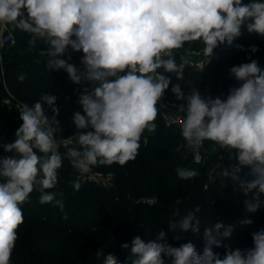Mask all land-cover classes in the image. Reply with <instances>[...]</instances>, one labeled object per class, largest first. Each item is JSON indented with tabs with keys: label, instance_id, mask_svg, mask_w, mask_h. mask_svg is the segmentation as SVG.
<instances>
[{
	"label": "clouds",
	"instance_id": "obj_1",
	"mask_svg": "<svg viewBox=\"0 0 264 264\" xmlns=\"http://www.w3.org/2000/svg\"><path fill=\"white\" fill-rule=\"evenodd\" d=\"M0 25L28 33L33 43H46L48 47L40 55L47 57L48 70L62 69L74 84L89 85L78 101L84 114L76 111L72 116L79 148H68L64 153L59 150L61 144L69 141L57 139L61 132L57 96L44 93L31 106L22 102L17 106L22 123L14 142L3 144L4 151L13 155L0 157V264H11L17 229L24 223L21 206L30 202V194L38 191L41 205L54 204L63 211L64 200L58 199L63 193L48 190L57 187L64 159L80 173L72 181L77 192L83 174L93 166H124L135 160L142 134L156 131L157 105L172 83V77L164 73L174 74L179 81L184 78L187 61L177 63L174 50L186 42L200 41L209 61L214 49L225 43L245 51L234 41L242 28L264 37V2L0 0ZM69 48L83 52L82 69L68 62ZM250 51L255 53L258 48L251 46ZM66 55L67 59L62 58ZM249 59V63L230 69L239 86L230 88L226 99L202 96L195 88L186 95L181 84H173L171 92L176 100L186 101V107L181 104L178 109L184 113L181 135L197 163L201 162L204 141L221 149L239 150L238 165L223 167L221 175L245 195L257 190L251 200L244 201L245 210L255 213L264 207L260 198L264 194V69L257 60ZM18 79L22 82L25 75ZM89 127L93 131H79ZM242 166L250 168L251 179L241 177ZM175 174L180 180H190L199 172L177 167ZM200 211L196 207L183 216L174 212L179 219L168 222L170 230L199 233ZM240 223L251 225L253 220ZM233 230V225L220 222L206 227L202 255L191 242L172 247L164 231L156 240L137 235L131 241L130 264H165L163 257L171 258V264H264V228L252 233L251 248L225 245L223 256L212 251V246H221L220 238L230 237ZM121 247L128 249L129 244ZM95 255L103 257V264H119L115 255L102 249Z\"/></svg>",
	"mask_w": 264,
	"mask_h": 264
},
{
	"label": "trees",
	"instance_id": "obj_2",
	"mask_svg": "<svg viewBox=\"0 0 264 264\" xmlns=\"http://www.w3.org/2000/svg\"><path fill=\"white\" fill-rule=\"evenodd\" d=\"M244 4L250 0H242ZM264 2V0H261ZM17 35V29L15 30ZM30 36L18 37L16 44L5 50V71L11 91L22 100L32 105L39 100L41 95L48 93L57 96L56 105L59 107L57 119L60 121L61 132L56 135L59 138L68 137L77 129L72 122L73 113L83 109L79 104V97L84 88L73 87L68 83V74L64 70H48L47 57L41 56L40 51L46 50L48 45L44 42L31 44ZM235 44L244 46L245 51L237 50L226 43L218 46L216 56L206 63L201 71V84L209 83L213 89L221 88V99H226L229 89L238 87L239 83L231 75L230 69L242 63H249L250 59L258 61L264 69V37L257 34H249L246 28H242V34ZM251 46H256L258 51L252 53ZM198 48L199 43L186 42L185 45L175 50L174 56L177 63H181L178 52L187 48ZM83 55V52H82ZM187 71V67H185ZM23 74L25 79L21 82L18 77ZM170 74V73H167ZM68 83V84H67ZM85 87H89L86 83ZM1 97V95H0ZM186 107V102L183 104ZM50 116L51 110L47 105ZM19 113L12 106L1 104L0 98V157L9 155L4 151L3 144L12 143L15 140V132L21 125ZM157 128L154 133L145 132L141 136L140 148L135 160L129 161L124 166L113 164L111 166H93L95 170L103 174H112L119 185H105L83 174L82 187L77 192L72 186L80 173L67 159L58 170L59 183L53 190L62 192L64 210L54 204H35L29 202L23 204L22 210L24 223L17 229V234L25 226L42 232L53 231L57 234H82L86 237L85 247L76 253H71L63 264H103V257L97 258L96 252L102 249L105 254L115 255L119 264H130V251L132 239L139 235L145 240H156L160 231L166 233V242L172 247H180L191 242L199 255L203 254V231L206 227L220 222L225 226L233 225L234 230L228 238H220L221 246H212L214 253L221 256L225 253V245L233 249L253 247L252 233L264 228L261 221L264 219V207L255 213L245 210V200H251L257 190L245 195L234 194L233 183L230 179L218 178L209 180L206 171L208 164L196 163L193 160L192 151L186 147V142L181 135V126H167L162 121L160 114L156 120ZM86 133L93 131L90 127L81 129ZM210 141H206L209 143ZM69 146L61 144L60 152ZM235 150L238 163V151ZM140 151L145 155L144 162H139ZM177 167L196 169L199 175L190 180H180L175 174ZM250 168L242 166L240 175L251 179ZM180 188L183 190L180 191ZM156 195L162 207L174 212L179 211L180 216L196 207L201 211L197 214L201 223L199 233L181 232L178 228L173 231L169 228V221L179 219L174 215L169 221L155 220L145 229L147 220L156 212V207L147 203V197ZM264 200V194L260 195ZM179 199L180 203L175 201ZM211 203V217L208 218L202 201ZM251 219V225H242L240 221ZM133 221V228L132 223ZM223 229H221V232ZM135 234V235H134ZM179 236V239L174 237ZM128 243L129 248L123 249L122 244ZM19 246L18 239L15 248ZM165 264L171 263V258L163 257ZM30 264H40V260H34ZM42 264V263H41Z\"/></svg>",
	"mask_w": 264,
	"mask_h": 264
},
{
	"label": "built area",
	"instance_id": "obj_3",
	"mask_svg": "<svg viewBox=\"0 0 264 264\" xmlns=\"http://www.w3.org/2000/svg\"><path fill=\"white\" fill-rule=\"evenodd\" d=\"M75 39V37H73ZM31 44H36L39 42H43L41 40H37L33 43L32 38H29ZM17 36L15 30L9 25L7 27L0 25V95H1V104L12 106L18 112V104L19 103H27L26 101L22 100L19 96L15 95L8 83V78L5 71V50L10 46L16 44ZM190 53H193L190 54ZM187 53L185 50H180L178 52L179 59L181 62L187 61L186 64L190 65L193 69L184 72V78L182 81H179L175 78L174 74H167L164 73L166 76H171L172 79L174 78L177 84H181L182 90L187 95L190 91L195 88L197 89L202 96H211L212 98L220 97L221 98V88L218 86L216 89H213L212 86L207 83L205 85L201 84V71L204 69L208 59H204L201 57V50L198 48H191V52ZM69 54L71 55V60L69 63L74 64L77 68H81L78 62V58L76 56V51H73L69 48ZM67 59V55L62 57ZM162 71V70H160ZM194 72V74H193ZM169 89L165 91L164 96L162 97L161 102L157 105L158 112L161 116L162 121L167 126L182 125V116L184 113H180L178 111L179 106L184 104L186 101L184 100H176L175 97H170L168 95ZM28 104V103H27ZM161 104L164 105L161 108ZM31 106L30 104H28ZM80 131V130H79ZM82 132V131H81ZM77 133V130L69 135L68 137L59 138L57 139L69 141L66 144H62L64 146H75L78 145L76 141V137L74 136ZM192 151V150H191ZM201 155V162L200 164H208V168L212 166L211 172L218 171L221 166H230V165H238L235 156V150L231 149H221L219 146L215 145L213 142L206 143L204 141V148L200 149ZM192 156L194 162L195 154L192 151ZM197 163V162H196ZM112 174H103L97 170L91 171L88 174V177L95 179L99 183L106 184V180L111 177ZM216 177H210L209 180H215ZM147 202L151 201L150 198L146 199Z\"/></svg>",
	"mask_w": 264,
	"mask_h": 264
},
{
	"label": "rangeland",
	"instance_id": "obj_4",
	"mask_svg": "<svg viewBox=\"0 0 264 264\" xmlns=\"http://www.w3.org/2000/svg\"><path fill=\"white\" fill-rule=\"evenodd\" d=\"M24 35V32L20 31L19 29H17V35L18 37ZM196 43H199V47L198 49L201 50V57L204 59H208L209 58L206 57L203 54V47L204 45L200 42V41H195ZM195 48V47H194ZM175 52V50H174ZM185 52L190 53L191 52V48H187L185 50ZM193 55V53H190ZM217 52L213 51V56H216ZM76 56L78 58V62L80 64L81 69L83 68V65L81 64V57L82 55V51L80 52H76ZM211 57V58H212ZM167 58V57H165ZM207 61V62H208ZM181 62V61H180ZM187 69L192 70L193 68L186 64ZM194 74V72H193ZM175 79H172V83L169 85V92L168 95L170 97H174V95L171 92V87L173 84H177L176 81H174ZM69 84H72L73 87H80V88H85L86 83L87 82H82L81 84L77 85L74 84L70 79L68 80ZM67 83V84H68ZM46 111H48V115L50 116V112L48 109H45ZM21 121V120H20ZM147 131V130H146ZM68 148H79V145H75V146H69L67 147L64 152L67 151ZM140 156H139V162H144L145 155L142 157L143 152L140 151ZM13 155L12 153H10L7 156ZM224 166H221L219 168L218 171L215 172H211L212 166H210L207 171H206V175L208 177V179H210V177H218V178H224L221 175L222 172V168ZM227 167V166H225ZM94 167H92L91 171H94ZM90 171V172H91ZM89 172V173H90ZM85 174L88 176V174ZM242 178H245L244 175H242ZM106 184L108 186L111 185H119L116 177L114 175H111V177L109 179L106 180ZM0 182H3L2 180H0ZM233 183V182H232ZM234 196L237 197L238 193H244L241 189H239L238 185H234ZM183 189L180 188V191H182ZM39 195L40 193L36 190H34L31 194H30V202H34L35 204L39 203ZM147 198H150L151 201L147 202L149 205L151 206H155L156 207V212L154 214L151 215V217L147 220L146 222V226L145 229L147 227H149L155 220H161L164 219L166 221H169L171 218H174V210H169L167 208L162 207V205L159 202V199L156 195H151ZM146 200V199H144ZM202 207H204V210L206 211V215L208 218L211 217V203H209L206 200L202 201ZM264 224V219L261 220ZM132 228H133V221L131 223ZM135 235V234H134ZM18 242H19V246L16 249H13L12 252V257H11V264H30L32 262H34V260H40V264H63L64 260L67 258V256L71 253H76L77 251L83 249L85 247V242H86V237L82 234H57L54 233L53 231H47L44 230L42 232H38L35 231L33 229L30 228V226H25L21 232L18 233ZM168 264H171L170 262Z\"/></svg>",
	"mask_w": 264,
	"mask_h": 264
}]
</instances>
